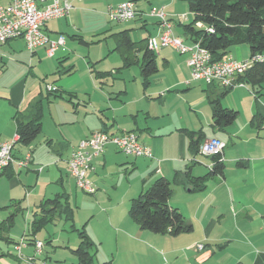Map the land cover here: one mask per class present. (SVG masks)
Returning a JSON list of instances; mask_svg holds the SVG:
<instances>
[{
  "label": "crops",
  "instance_id": "1",
  "mask_svg": "<svg viewBox=\"0 0 264 264\" xmlns=\"http://www.w3.org/2000/svg\"><path fill=\"white\" fill-rule=\"evenodd\" d=\"M69 1L73 6L70 15L51 20L44 27L51 39L60 35L66 37L65 48L53 57L47 55L45 48L29 51L23 39L11 40L0 48V145L14 139L17 120L29 121L31 106L43 100L41 134L30 145L19 142L14 150L16 157L23 158L32 147L31 166L22 170L9 167L0 177V222H7L10 214L18 209L22 211L15 216L12 229L18 215L26 212L24 215L32 216L23 236L12 237L11 229L9 235L14 242L0 243V264H21L15 246L25 236L31 244L24 253L26 256L34 254L31 226L37 216H44V203L56 198L73 210L72 219L67 220L65 215L57 219H64L78 234L82 230L86 232L97 246L96 259L100 251L105 250V239L114 237L115 248H108L113 264L117 256L118 261L123 258L121 244L124 248L136 249L139 256L146 252L157 257L162 254L164 258L162 261L158 258L157 264H264V83L256 87L244 83L245 88L238 86L227 91L216 84L193 81L187 64L189 55L178 53L176 59L177 52L171 48L154 53L159 71L144 77L148 40L160 36L159 20L143 15L127 22H134L137 28L148 32V37L137 39L132 33L134 29L125 27L113 31L108 28L109 9L127 1L136 2L143 13L153 7L161 8L173 22L174 35L184 37L188 45H193L184 25L192 23L194 15L189 19L186 7L181 4L183 0ZM10 2L0 0V5ZM180 16H186L187 20L180 23L177 20ZM109 23L117 24L110 19ZM123 32H127L130 40L127 44L120 41ZM107 34L109 37L105 36ZM110 37L115 44L104 47L102 41ZM114 52L121 57L122 66L117 63L118 67L112 70L104 69L102 62ZM228 57L245 62L252 54L250 48L243 45L230 49ZM50 60H57L62 69L52 83L58 87V92L47 91V98L40 76L42 66L48 65ZM81 64L83 74L90 70L85 80L92 89L87 91L86 87L85 92L93 94L84 105L77 104L74 110L67 108L62 113L64 107L60 99L74 95L70 90H76L75 75H79ZM134 64H141L143 88L139 90L134 87L137 77L132 79ZM161 64L165 76H160ZM62 75L65 77L61 78ZM79 79L83 80L80 76ZM213 100H220L224 109L238 112L232 125L213 126ZM102 130L117 135L137 134L140 143L152 150L153 158L127 157L109 145L103 155L94 160V169L89 172L96 193L88 194V198L83 196L77 207L75 190H82L70 175L68 161L82 140ZM200 132L203 142L228 143L223 154V175L209 177L202 190L195 189L186 176L189 171L192 179L205 177L214 163L212 157L201 161L199 158L204 157L200 153L194 155L189 148V133ZM122 155L133 162L128 163ZM115 167L119 171H131L132 175L105 182L103 176ZM136 173L140 174L138 183L132 178ZM162 177L172 183L171 207L184 215L193 226L192 232L175 236L156 234L140 229L130 217L132 201ZM76 201L78 204V199ZM81 211L85 216L80 222L77 212ZM2 213L8 214L7 217ZM50 224L33 239L39 240L40 233ZM80 243V236L74 244L67 243L73 255ZM198 244H204V250L197 251ZM37 264H47V261L39 259Z\"/></svg>",
  "mask_w": 264,
  "mask_h": 264
},
{
  "label": "trees",
  "instance_id": "2",
  "mask_svg": "<svg viewBox=\"0 0 264 264\" xmlns=\"http://www.w3.org/2000/svg\"><path fill=\"white\" fill-rule=\"evenodd\" d=\"M189 4L194 20L184 25L185 32L193 43L199 44L207 49L213 56L214 61L226 59L230 49L246 45L250 48L254 59L257 55L264 53V0H183ZM209 30H213L209 31ZM122 44L130 42L127 32L120 34ZM127 44V42L125 43ZM125 61L129 63L125 56ZM155 54L148 50L146 63L143 65V75L148 78L158 72ZM240 81L253 87L264 83V63H256L252 70ZM229 89L227 91H230ZM212 119L214 127H228L238 118V112L224 109L220 100L211 101ZM29 121L17 120V134L20 135V143L30 145L42 132L43 100L33 104L30 109ZM190 150L194 155L199 154L200 147L204 143L203 133H189ZM203 142V143H202ZM213 167L210 173L201 178L192 179L190 172L186 176L190 178L195 189H204L209 177L220 176L224 173V163L219 162V157H213ZM192 179V180H191ZM173 195L172 183L166 178L157 179L154 184L143 191L132 201L130 217L145 231L156 234L180 235L193 231V226L188 224L184 215L176 208L171 207L170 198ZM60 198L49 200L42 206L44 216H37L34 220L32 230V245L36 233L47 224L53 223L58 217L66 216L72 219L73 210L69 206L64 207ZM22 210L10 214L7 222H0V243H13L9 235L14 224V218ZM80 246L73 251L78 264H93L97 246L89 238L84 230L79 233ZM28 245L31 243L25 236ZM18 244V243H17ZM18 258V257H17ZM19 260V259H18ZM23 263L21 260H19Z\"/></svg>",
  "mask_w": 264,
  "mask_h": 264
},
{
  "label": "built area",
  "instance_id": "3",
  "mask_svg": "<svg viewBox=\"0 0 264 264\" xmlns=\"http://www.w3.org/2000/svg\"><path fill=\"white\" fill-rule=\"evenodd\" d=\"M72 10L73 6L69 0H11L6 6L0 5V48L11 40L23 39L29 51L35 52L39 48H45L47 55L53 57L60 49L65 48L66 37L60 35L57 39H51L45 33L44 27L51 20L68 17ZM143 15L157 18L161 28L160 36L148 40L149 50L158 54L164 48H171L177 53L188 54L187 64L193 81H202L208 85L216 84L225 90L233 89L244 85L240 78L252 70L256 63L264 62L263 55H257L245 62L230 57L214 61L207 49L195 43L188 45L184 37L175 36L173 22L161 8L153 7L148 13H143L139 11L136 2L127 1L110 8L108 12L110 21L117 24L127 23ZM177 20L184 23L187 17L180 16ZM58 90L55 85L48 86L51 93ZM20 139V135L16 134L12 141L0 145V177L9 167L22 170L31 166L32 150L23 158H18L14 154ZM109 145L115 146L127 157L153 158L152 150L142 145L135 133L117 135L103 130L94 132L79 143L68 161L71 177L87 194L96 193V188L89 179V172L94 169V160L103 155ZM225 147L226 144L219 140H210L201 145L199 152L206 157H219V162H224ZM28 246L26 238H21L15 246L16 256L25 255L24 249ZM204 248V244L196 246L197 251ZM43 249V242L37 241L34 245V254L27 256V263L21 264H36L43 254Z\"/></svg>",
  "mask_w": 264,
  "mask_h": 264
},
{
  "label": "rangeland",
  "instance_id": "4",
  "mask_svg": "<svg viewBox=\"0 0 264 264\" xmlns=\"http://www.w3.org/2000/svg\"><path fill=\"white\" fill-rule=\"evenodd\" d=\"M155 0H150V2H153ZM154 3V2H153ZM181 4H183L186 7V12L189 15V19H193V14L190 11L189 8V4L185 1H182ZM142 5V3L140 4ZM108 28L113 29V31L122 29L127 27L128 29H134L133 30V36L137 37V39H139L140 37H148V32L147 31H143L139 28H137L136 23L131 22V23H126V24H111L109 23V19H108ZM151 31V30H150ZM107 37V35H105ZM114 38H109L106 41H102L104 44H102L104 47H107V45H114ZM109 50V49H108ZM175 53V58L178 59L179 58V54ZM181 57V56H180ZM46 60V59H45ZM23 61V60H22ZM137 61V60H136ZM249 61V60H248ZM24 62V61H23ZM53 62V63H52ZM24 63H28V62H24ZM117 63H121V66L123 64L121 57L119 56V54L117 52L111 53L106 60H104L102 62V66L104 67V69L106 70H112L114 67H118ZM24 65V64H23ZM28 65V64H27ZM140 65L141 64H134L132 66L133 70H132V79H134V77H137V83H135V89L139 90L143 88L142 85V76H141V69H140ZM35 66V65H34ZM33 66V67H34ZM29 67V66H26ZM161 71V75L160 76H165L166 75V71L164 70L163 65L161 64L159 66ZM60 68V64L57 60L51 61L49 62L48 65H44L41 68V83L44 85V89H45V93H46V97L48 98L49 96H47V91H48V86L49 85H55L52 84L54 81V77L57 78L59 74H56L58 72ZM82 70L84 71V66L81 64V66H79V70H78V74L79 75H75L77 76L76 79V90H70V93H74V95H76L75 97H73L72 95L67 96L65 95V98H61L60 102L62 104V106L64 107V109L62 110V113H64L67 108H70V110H74L76 107L75 105L80 104V105H84L88 99H89V95L90 97L92 96L93 93L87 92L88 90L92 89V87H90L89 83L87 82L86 77L89 76V72L90 70L88 69L87 71H85V73H82ZM105 71V70H103ZM83 75H82V74ZM79 76L82 77L83 80L79 79ZM84 76V78H83ZM64 78L65 75H62L61 78ZM129 77V76H127ZM42 79H44L42 81ZM79 79V81H78ZM154 79V77H153ZM131 82V79H130ZM82 83V84H81ZM132 84V83H130ZM56 86V85H55ZM87 87V91L85 92V88ZM240 88H245V86H241ZM248 88V87H246ZM248 90V89H247ZM70 99V102H69ZM57 100V99H56ZM52 102V99H51ZM44 104L46 105V107H48L47 101L45 100ZM50 105V104H49ZM70 106V107H69ZM264 140V139H263ZM222 143V140H219ZM228 144V143H225ZM29 147V151H30ZM230 148V147H229ZM246 149H242V151ZM226 151V150H225ZM28 152V151H27ZM123 156V155H122ZM203 156V155H202ZM204 158H199L201 161H206L208 158H205L206 156H203ZM123 158L128 162V163H132V160H128L126 159L125 156H123ZM225 159V157H224ZM119 168H122V166H120ZM129 173V174H127ZM132 175L131 171L130 172H125L124 170L119 171L118 167H115L113 169H110L108 174L103 176V179L105 180V182L107 181H118L121 176L125 177V179L129 178ZM134 178L133 180L137 179V183L140 180V174L136 173L135 175H133ZM136 184V182L133 183V185ZM95 187V186H94ZM67 192L70 195V191L67 187ZM63 191V189L61 188L60 193ZM84 193V194H83ZM83 196H86V198H88L87 196H89L88 194L86 195V193L84 191H76L75 190V194H74V204L77 205V207H79V204L83 198ZM139 196V195H138ZM67 198H69V196H66ZM78 199V204H77V200ZM65 201V200H64ZM26 213V212H25ZM23 214H20L17 216L16 221H15V225L14 228L11 231V235L14 238H20L21 236H23L25 234V230L26 227L28 225L29 222L32 221V216H26ZM8 214H4L2 213L3 217H7ZM77 218L78 220L81 222L85 216L84 211L81 212H77ZM3 218V219H5ZM70 222V221H68ZM79 222V224H80ZM82 227L80 226V229ZM39 240L43 242L44 244V249H43V254L42 257L39 259L45 260L47 261V264H78V261L76 259V257L71 253L70 251V246L67 244L68 242L72 244H74V242L77 240L79 241V234L76 231H72L70 228V224L67 223L64 219H57L56 222L50 224L42 233H40V235L38 236ZM48 239H52V242L49 243ZM115 244H116V240L114 237H110V238H106L105 239V250H101L100 251V255L98 256V258L96 260H94V264H107L109 262L113 261L111 257H108L109 255H111V252H108V248L109 249H114L115 248ZM69 246V248H68ZM120 251H121V261H118V257L116 259V264H157L158 263V258L162 259L164 258V256L161 254V257H157L154 253L151 252H146L144 253L142 256H139L135 251L136 249H128V248H124V246L121 244L120 245ZM19 255H17L18 257ZM26 256V255H25ZM20 257V256H19ZM19 259V258H18ZM20 260V259H19ZM101 260V262H100ZM22 261V260H21ZM105 261V262H104ZM23 262V261H22ZM165 262V261H164ZM24 263V262H23ZM163 264V263H162ZM164 264H167L166 262Z\"/></svg>",
  "mask_w": 264,
  "mask_h": 264
},
{
  "label": "bare ground",
  "instance_id": "5",
  "mask_svg": "<svg viewBox=\"0 0 264 264\" xmlns=\"http://www.w3.org/2000/svg\"><path fill=\"white\" fill-rule=\"evenodd\" d=\"M20 256V257H19ZM18 256V258L20 259V260H22L24 263H27V256H25V255H19ZM36 264H37V262H36Z\"/></svg>",
  "mask_w": 264,
  "mask_h": 264
}]
</instances>
